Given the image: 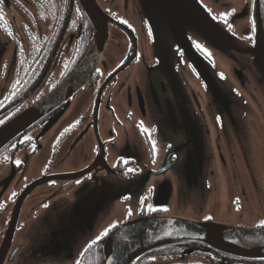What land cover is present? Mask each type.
Returning a JSON list of instances; mask_svg holds the SVG:
<instances>
[{
  "label": "flooded vegetation",
  "instance_id": "flooded-vegetation-1",
  "mask_svg": "<svg viewBox=\"0 0 264 264\" xmlns=\"http://www.w3.org/2000/svg\"><path fill=\"white\" fill-rule=\"evenodd\" d=\"M97 1L108 14L109 36L96 70L0 150V264H104L106 240L85 249L112 224L117 228L150 214L215 220L185 196L204 184L205 173H213L203 157L207 141L212 151L221 150L225 182L250 196V204L264 207V173L244 168L246 155L235 139L241 123L224 90H233L234 79L239 85L234 100L264 116V56L248 51L257 42L256 0L237 9L228 0ZM94 30L83 0H0V120L6 123L63 82L86 56ZM198 34L209 54L195 47ZM253 64L263 73L244 72ZM198 92L222 100L216 114L209 106L202 111L211 121L203 127L194 111L195 105L202 108ZM181 112L193 129L186 157L179 152L191 140L181 142ZM141 122L151 140L162 141L159 153L153 155ZM260 135L257 155L264 157V130ZM129 167L135 172L127 173ZM110 185L117 190L111 193ZM213 187L219 197L224 193L222 181ZM99 213L105 222L98 228ZM180 247L155 246L131 264H264V257L211 246Z\"/></svg>",
  "mask_w": 264,
  "mask_h": 264
},
{
  "label": "water",
  "instance_id": "water-1",
  "mask_svg": "<svg viewBox=\"0 0 264 264\" xmlns=\"http://www.w3.org/2000/svg\"><path fill=\"white\" fill-rule=\"evenodd\" d=\"M83 3L95 26L94 38L86 56L63 82L0 126V150L77 92L97 68L109 36L108 14L97 0H83ZM256 14L257 42L248 51L264 56V0H256ZM42 78L43 76L33 89ZM13 217L15 218V214ZM177 241H202L225 252L264 257V228L259 225H237L179 215L150 214L132 218L110 233V238L105 241L104 264H131L143 252Z\"/></svg>",
  "mask_w": 264,
  "mask_h": 264
},
{
  "label": "rangeland",
  "instance_id": "rangeland-1",
  "mask_svg": "<svg viewBox=\"0 0 264 264\" xmlns=\"http://www.w3.org/2000/svg\"><path fill=\"white\" fill-rule=\"evenodd\" d=\"M215 1H217L220 4L222 1L224 2L227 0H215ZM228 1H230L233 7L237 9L241 5H243L244 1L246 0H228ZM225 13L229 14V11H226ZM239 25L242 28V32L243 33L246 32V29H244V27L246 26V21L241 20ZM197 41L203 47L207 49L210 48L207 42L200 34L197 35ZM245 54L247 58H252L254 56V53L251 52ZM182 60L183 59H181V61ZM185 69L186 68H184V70L182 69V72H184ZM245 71L248 74L263 73V69L258 65H254L253 68H250L248 70L244 69V72ZM230 83L233 90L227 91L225 88L224 90L226 93L229 94V97L232 100V104L230 106L232 115L238 120L239 123H241L239 128L235 131V135H236L235 139L240 143L241 151L246 155V157H243L245 160L244 168L246 169L249 168L250 171L255 172V174L261 175L262 173H264L263 172L264 157H259L257 155V151H258V147L262 144L260 134L264 130V126H262L261 124L262 122H264V116L260 113L250 111L248 108H245L243 105H241L240 100H234V96L239 88V85L238 82L234 81V79L230 81ZM185 84L190 85L191 83L185 80ZM250 86H252L251 82H250ZM219 88L221 89V87ZM243 89L248 90L245 87ZM197 96L200 99L202 108H200L198 105H195L194 111L196 115V120L198 121L200 127H203L204 121H206V123H209L211 121H209V119L207 120L208 117L202 114V111H205L206 108H208L209 106V110L211 111V114L214 113L216 114L217 111L222 110V100L220 98L213 96L212 101H210L208 99V93L204 94L202 92L201 93L198 92ZM180 122H182V124L180 125L181 142L186 139L191 140L189 145L183 146L179 152V155H181V157H186L187 151L193 147V140H192L193 129L190 128L189 116L184 112H181ZM158 143L163 144L162 141H156V147L158 146ZM202 149H203V157L209 158L206 161V164L211 166L210 171H213V173L209 172V174L206 173L204 174L203 185H198L194 188L187 189L185 192L186 198L189 199L190 202L196 203V205H200L205 209L210 210L211 214L213 215L216 221H221L230 224H237V225H260L261 222L264 221L262 218V216L264 215V207H260L256 204H250L251 202L250 196H249L250 200H248L247 195H242V192H239L237 187L234 188L235 184L232 185L231 183L225 182L223 176L227 177L226 172L228 169L225 168V165L221 158L223 156L221 155V153H219L221 150L218 153L212 151L208 141L207 143H204L202 145ZM156 151L157 153H159L158 150ZM141 152L148 156V152L145 149L141 148ZM213 152L215 155H213ZM48 153H49L48 150L44 151V155H48ZM221 181L223 184L224 193H222L221 196L219 197L220 192L216 188H214L213 185ZM229 186L231 192H234L233 195L230 196L229 194L226 193L227 192L226 189H228ZM107 188L111 193L117 190L116 187L113 185L107 186ZM132 200L133 201L135 200L134 196H132ZM112 206L113 204H111L107 208L110 209ZM99 216H101L100 213L96 215L97 220L98 218H100ZM104 222L105 219L103 220L101 216V219L98 223V228ZM93 223H96V220H94Z\"/></svg>",
  "mask_w": 264,
  "mask_h": 264
},
{
  "label": "snow or ice",
  "instance_id": "snow-or-ice-1",
  "mask_svg": "<svg viewBox=\"0 0 264 264\" xmlns=\"http://www.w3.org/2000/svg\"><path fill=\"white\" fill-rule=\"evenodd\" d=\"M77 13H79L81 11V9L77 8L76 9ZM228 15V13H222L221 14V18H224ZM229 27H231V25H229ZM251 31H255L256 30V24H255V21L252 22V26H251ZM9 35H11V32H9ZM149 35H151V29H149ZM195 47L197 49H199L200 51H203L205 52V54H209L207 52V49H205L201 44L199 43H196L195 44ZM99 71V70H97ZM2 103V102H0ZM4 121L3 120H0V124H3ZM141 130L142 132L144 133H149V139H150V143H151V147H152V152H153V155H155V152H156V142L154 140H151V136H150V130L148 128H145L143 126V122H141ZM65 132L69 131V129H65L64 130ZM63 135V133L61 134ZM28 140H30L31 138H27ZM17 163L19 164L20 161H17ZM123 163L125 165H127V161H123ZM115 166V165H114ZM135 170L132 169V168H127V173H134ZM15 195V193H13V196ZM146 199V198H145ZM141 203H144V201H141ZM4 207L3 204H0V208ZM147 210L150 211V212H155L157 211V209L152 206V205H147ZM163 211H167V209H162ZM132 215V212L131 210H129L128 212V216L130 217ZM205 219H211V217H205ZM260 227L264 228V221L261 222V224L259 225ZM116 229V225L115 224H112L110 225L108 228H106L103 232H101L98 236L95 237V239L91 240V242L88 244L87 248L85 249V252H87L89 249H91L93 246L97 245L99 242H103L105 241L106 239L110 238V233ZM81 255H83V253H81ZM77 264H79V262H77Z\"/></svg>",
  "mask_w": 264,
  "mask_h": 264
},
{
  "label": "trees",
  "instance_id": "trees-1",
  "mask_svg": "<svg viewBox=\"0 0 264 264\" xmlns=\"http://www.w3.org/2000/svg\"><path fill=\"white\" fill-rule=\"evenodd\" d=\"M193 244L195 246V248L199 245V246H210L209 244L202 242V241H184V242H174V243H170L167 244V246H172V247H177L179 249H182V247H180L181 245H186V244ZM180 245V246H179ZM212 247V246H211ZM214 248V247H213ZM240 256V255H239ZM241 257H246V256H241ZM246 258H251V257H246Z\"/></svg>",
  "mask_w": 264,
  "mask_h": 264
}]
</instances>
